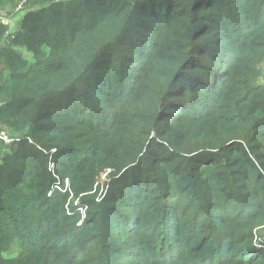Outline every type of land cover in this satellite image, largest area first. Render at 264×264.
<instances>
[{"label": "trees", "instance_id": "16d2710c", "mask_svg": "<svg viewBox=\"0 0 264 264\" xmlns=\"http://www.w3.org/2000/svg\"><path fill=\"white\" fill-rule=\"evenodd\" d=\"M35 3L0 24L32 141L0 152V264H264V0Z\"/></svg>", "mask_w": 264, "mask_h": 264}, {"label": "rangeland", "instance_id": "374dc122", "mask_svg": "<svg viewBox=\"0 0 264 264\" xmlns=\"http://www.w3.org/2000/svg\"><path fill=\"white\" fill-rule=\"evenodd\" d=\"M34 4H36L35 1H32V2L28 3L27 5H25L24 9L28 10L31 7H34ZM36 6H38V5H36ZM4 7L5 6H3V9H4ZM7 17H8V20L10 21L11 17H10V15L8 13H7ZM44 50H47V49L44 48ZM23 53H24V50H23ZM48 54H49V52L47 53V55ZM31 56L32 55H30L29 58H31ZM26 57L28 58V55H26ZM1 124L2 123H0V125ZM0 129H2L3 131L7 132L10 135V137H11V139L10 138L9 139L12 141L10 143H5L2 139H0V152L3 155L11 154L12 153V145L14 143H16V142H21V141H24V139H26V140H29V142L32 143V141L30 139V136H29V132L30 131H24V132L19 133L14 128L8 127V126L7 127L6 126H0ZM105 180H106V175H104L102 177V182H104ZM257 237H259V238H257V240L255 242L256 246L257 247H260V246L262 247L264 245V227H262L260 230L257 231ZM13 250L14 251H11L10 254H6L5 256L16 257L18 255L17 250L16 249H13Z\"/></svg>", "mask_w": 264, "mask_h": 264}, {"label": "crops", "instance_id": "0c3cea01", "mask_svg": "<svg viewBox=\"0 0 264 264\" xmlns=\"http://www.w3.org/2000/svg\"><path fill=\"white\" fill-rule=\"evenodd\" d=\"M18 5V0H15L13 2H9L5 5L4 9L5 11L10 15L11 19H10V29L12 31H16L18 30V28L20 27L21 21L23 20L27 10L23 9V10H18L17 8ZM48 49V48H47ZM21 54L23 55L24 60H26L28 62V65H34L36 63V59L34 58V55L32 53H29L25 48H19L18 49ZM24 50V53H23ZM45 52H47V50H44ZM26 55H28V58L30 55L31 58H27ZM9 76V73L6 72L4 73V77L7 78Z\"/></svg>", "mask_w": 264, "mask_h": 264}, {"label": "built area", "instance_id": "2783aa9c", "mask_svg": "<svg viewBox=\"0 0 264 264\" xmlns=\"http://www.w3.org/2000/svg\"><path fill=\"white\" fill-rule=\"evenodd\" d=\"M32 1H36V0H19L18 5H17L18 10H23L25 5H27L28 3ZM0 24L10 27V21L8 20L7 12L2 7H0ZM13 32L14 31H12L11 29L7 32L6 37L8 38H7L6 43L4 44L5 47H8L11 44V41L13 39ZM9 138L11 139L10 135L7 132L3 130L0 131V139H2L5 143L12 142Z\"/></svg>", "mask_w": 264, "mask_h": 264}]
</instances>
